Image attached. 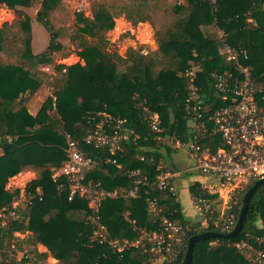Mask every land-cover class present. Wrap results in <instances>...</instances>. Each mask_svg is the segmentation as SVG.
<instances>
[{
	"label": "trees",
	"instance_id": "trees-1",
	"mask_svg": "<svg viewBox=\"0 0 264 264\" xmlns=\"http://www.w3.org/2000/svg\"><path fill=\"white\" fill-rule=\"evenodd\" d=\"M61 1L0 0V5L18 14L14 24H0V53L8 52L11 58L8 62L0 60V212L10 211L20 194L19 188H7L9 179L28 168L39 172L27 186L33 195L26 210L28 221L13 219L6 226L0 225V241L14 238L17 231H30L33 242L46 246L58 264H151L143 247L122 253L107 242L101 243L94 234L98 227L94 219L99 215L109 238L135 240L141 229H157L160 225L148 207L147 198L153 196L159 197L163 212L188 227V239L206 230L223 232L213 220L206 228L188 226L179 200L155 189L158 166L163 163V170H171L167 158L176 147L168 140L155 139L144 106L159 113L163 137L184 142L200 140L214 151L221 147L223 142L219 135L212 134L214 124L209 117L225 103L218 97L212 72L232 73V82L241 77L235 61L227 60L220 52L227 43L240 51L239 62L249 66L253 79L263 86L257 97H264V0H184L174 5L173 23L157 31L156 50L145 52L144 46L132 47L125 55L108 52L109 40L104 32L113 29L115 18L122 14L134 24L149 21L147 7L158 0H121L123 5L115 11L100 4L92 16L77 12L74 37L79 38L84 63L59 67L56 88L34 115L28 102L42 88L46 76L39 65L51 63V53L62 47L58 42L61 33L50 19ZM36 4L41 5L38 21L50 31V44L41 53L32 50V18L21 8ZM212 25L223 31L222 38L208 32ZM13 27L16 32L11 38ZM192 66L197 67L195 83L202 110L189 100ZM100 111L125 119L126 128L134 129L138 137L121 142L122 149L116 153L86 143L85 135L94 126L90 118ZM199 111L203 112L202 118L197 117ZM67 134L98 161L89 178L121 192L133 186L127 170L142 168L150 185L142 187L139 197L118 193L104 200L98 212L84 198L70 200L67 187L59 188L65 178H53L66 160ZM142 156L145 159L141 160ZM191 190L197 196L203 189L193 185ZM244 194L229 207L228 213L237 218ZM263 235L264 185L250 201L242 231L235 237L197 241L190 264H254L255 252L260 248L258 238ZM184 256L163 264H181ZM0 264H28V259L0 258Z\"/></svg>",
	"mask_w": 264,
	"mask_h": 264
},
{
	"label": "built area",
	"instance_id": "built-area-1",
	"mask_svg": "<svg viewBox=\"0 0 264 264\" xmlns=\"http://www.w3.org/2000/svg\"><path fill=\"white\" fill-rule=\"evenodd\" d=\"M222 53L227 60L235 61L241 77H236L232 82V73L212 72L218 97L225 103L209 117L214 124L212 134L219 135L223 142L217 150L205 147L200 140L184 142L174 137H163L164 128L159 113L146 105L144 111L150 132L155 139L168 140L178 148L187 146L196 168L204 175L214 178V183L201 186L204 191L193 196L194 203L203 211L211 212L215 225L223 232H229L238 221L234 213H228L230 205L238 202L248 185L264 177V97H257L263 86L253 79L250 67L239 62L240 51L225 43ZM189 74V100L195 103L197 110H202L199 87L195 83L197 67L192 66ZM197 117L202 118L203 112L199 111ZM90 120L94 122V126L87 131L84 139L96 149L107 148L111 153H116L122 149L121 142L138 137L134 129L126 128L125 119L114 117L108 112L100 111ZM201 126L204 127V123ZM65 152L66 160L62 167L54 172L53 178L58 180L63 176L66 182L59 184V188L66 186L70 200L76 197L84 198L95 212L99 211L104 200L116 197L118 193L139 197L142 187L150 185L148 174L142 168H136L127 170L133 181L132 187L121 192L109 190L102 181L89 178L90 171L97 167L98 161L86 153L79 141L70 134H67ZM110 161L120 166L116 159ZM164 166L163 163L158 166L160 172L154 183L155 189L161 195L176 196L175 178L178 174L163 170ZM202 192L210 196H204ZM218 196L224 200L225 209L223 214L216 216ZM147 202L150 211L160 221L157 229H141L135 240L113 239L108 237L106 226L100 222L97 215L94 219L98 226L94 232L95 237L99 238L101 243L107 242L117 252L123 253L133 247H143L150 255L151 264L174 261L188 248L189 229L179 218H171L163 212L159 197H148ZM258 243L260 248L256 250L253 261L254 264H264V235L258 238Z\"/></svg>",
	"mask_w": 264,
	"mask_h": 264
},
{
	"label": "rangeland",
	"instance_id": "rangeland-1",
	"mask_svg": "<svg viewBox=\"0 0 264 264\" xmlns=\"http://www.w3.org/2000/svg\"><path fill=\"white\" fill-rule=\"evenodd\" d=\"M183 2L184 0H158L157 2H152V7L149 8L148 6L146 10L151 16V19L137 24L127 19L125 14L117 16L115 18L114 28L104 32L109 40L108 52L113 53L116 51L125 55L130 48H138L140 46L145 47V52L156 50L158 48V42L156 40L157 31L166 29L173 23L174 5ZM123 3L121 0H62L59 6L51 12L50 19L54 29L61 33L58 37V42L61 43L62 47L51 53V63H41L39 65V70L46 73L44 84L40 89L42 91H40L41 97L38 98L39 102L42 99L45 100L56 88L57 77H59L58 71L61 65H71L77 62L84 63V59L79 54V38L74 37L76 35L75 31L77 30L76 13L83 12L87 16H92L100 4L107 5L112 11H115L120 9ZM40 7V4L31 7H21L32 18V50L35 53L46 51L50 44V31L37 19V12ZM17 20L18 14L14 10L9 9L5 5H0L1 25H11ZM207 29L213 37L222 38L223 31L215 25L209 26ZM15 32L16 28L13 27L12 33L10 34L11 38ZM220 52L222 53V48ZM0 60L3 62L11 61L9 53H0ZM59 169H56V171ZM38 173L37 169L28 168L9 179L7 188L12 190L19 188L20 194L13 202L10 211L0 212L1 227L6 226L13 219L28 221L29 218L26 210L33 195L28 193L27 186L38 176ZM192 195L191 197L194 196ZM175 197L177 198V195ZM191 197L190 199H193ZM185 207L183 214L188 226L197 224L198 227L206 228L209 222L212 221V213L203 211L195 203L189 207L186 201ZM216 209V216L223 214L225 204L222 198L216 200ZM14 236V238L6 239L3 242L0 241L1 259L9 257L21 259L24 257L28 259V264H55L54 260L48 257L51 254L48 248L33 242L30 231H17L14 233ZM45 247L47 250H45Z\"/></svg>",
	"mask_w": 264,
	"mask_h": 264
},
{
	"label": "crops",
	"instance_id": "crops-1",
	"mask_svg": "<svg viewBox=\"0 0 264 264\" xmlns=\"http://www.w3.org/2000/svg\"><path fill=\"white\" fill-rule=\"evenodd\" d=\"M40 91L42 90H39L36 94H34L28 102L29 111L34 115L39 112L44 102L43 99L41 100V102H39L38 98L41 97ZM35 99L37 104L35 102ZM167 164L171 170H175L173 172H176L178 174L175 178V185L177 189V198L181 203L183 213L186 208V201L189 204V207L191 206V204L194 203V199H190L191 194H193L191 187L193 185H200L202 187L207 186L208 184H212V182L214 183L215 180L213 177L204 175L196 168V163L194 159L190 156L187 146H184L182 148H174L172 153L167 158ZM219 198L220 197L218 196L217 199ZM38 245L44 246L41 243H39ZM45 250H47L46 247ZM48 257H51L54 260L55 264H57L58 260L52 257L51 254Z\"/></svg>",
	"mask_w": 264,
	"mask_h": 264
},
{
	"label": "water",
	"instance_id": "water-1",
	"mask_svg": "<svg viewBox=\"0 0 264 264\" xmlns=\"http://www.w3.org/2000/svg\"><path fill=\"white\" fill-rule=\"evenodd\" d=\"M264 185V177L256 180L254 184L245 192L244 197H243V206L241 208L238 221L235 225V227L229 231V232H221V231H215V230H206L200 233H197L189 238L188 241V248L185 252V256L181 262V264H190L193 255H194V246L195 243L199 240L202 239H207V238H215V237H235L237 236L242 229L244 228L245 225V219H246V214L248 211V207L250 204V201L253 197V195L256 193V191Z\"/></svg>",
	"mask_w": 264,
	"mask_h": 264
}]
</instances>
